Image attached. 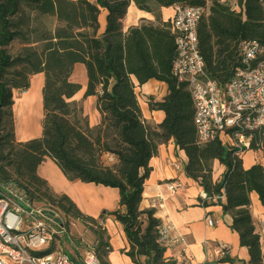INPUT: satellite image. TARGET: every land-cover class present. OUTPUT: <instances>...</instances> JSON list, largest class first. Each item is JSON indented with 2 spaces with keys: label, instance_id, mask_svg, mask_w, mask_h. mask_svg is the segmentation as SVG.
Segmentation results:
<instances>
[{
  "label": "trees",
  "instance_id": "16d2710c",
  "mask_svg": "<svg viewBox=\"0 0 264 264\" xmlns=\"http://www.w3.org/2000/svg\"><path fill=\"white\" fill-rule=\"evenodd\" d=\"M132 2L152 13L156 22L124 31L123 19ZM237 3L238 10L228 0H0V185L20 186L35 206L61 213L67 229L75 221L90 224L101 264H109L105 257L111 245L101 222L108 216L123 225L130 243L125 253L135 264H176L173 257H166L167 248L158 240L161 221L155 210L140 208L152 171L150 162L160 145L174 140L187 155L186 175L208 196L204 203L217 197L215 204L232 216L231 227L249 251V263L264 264L250 210L252 192L264 206V165L245 169L235 149L220 137L199 143L191 94L187 84L179 83L172 73L176 36L171 21H164L154 10V6L161 10L176 4L208 6L198 25L200 52L207 74L225 85L239 64L242 42L264 43V0ZM101 8L108 15L106 29L99 34ZM40 15L54 16L55 29L37 27ZM15 41L24 46L12 54L10 46ZM77 63L86 68L84 98L97 96L101 121L95 127L83 103L72 100L82 88L70 79ZM38 73L45 75L42 135L18 142L15 92L28 90L31 77ZM133 78L140 86L150 79L167 84L162 100L149 97L148 101L151 111L164 112L160 124L145 120ZM252 148L264 149L263 132L255 135ZM106 155L114 162L107 163ZM46 158L54 160L70 181L119 189L120 208L102 212L98 220L82 212L70 196L56 193L39 175L38 167ZM215 160L226 166L221 180L213 177Z\"/></svg>",
  "mask_w": 264,
  "mask_h": 264
},
{
  "label": "crops",
  "instance_id": "0c3cea01",
  "mask_svg": "<svg viewBox=\"0 0 264 264\" xmlns=\"http://www.w3.org/2000/svg\"><path fill=\"white\" fill-rule=\"evenodd\" d=\"M90 1L96 2V0ZM174 12V6L162 7L160 10L164 21H171ZM107 15L108 11L101 8L99 34H102L106 29ZM49 18L52 21V27L49 29L54 30L57 20L54 16L50 15L38 16L36 23L41 25L40 27L37 26L40 29H45L46 27L43 26V22L45 23ZM146 21L156 22L152 13L140 10L132 2L123 19V29L124 31H128L131 27L138 26ZM70 79L82 85L81 90L72 100L84 104L85 112L89 116L90 125L92 127L97 126L101 121V116L97 109V96L84 98L88 81L85 65L77 63ZM133 79L136 84L138 98L140 99L139 96H141L143 100V102L140 101V104L145 120L151 124H160L165 117L164 112L160 110L151 111L146 101L148 97L162 100L168 93L167 84L156 79H150L140 86L137 80ZM44 82V73L35 74L31 77L30 88L26 92H15L13 113L15 137L18 142H26L42 135ZM252 154L246 155L249 158L247 162L244 160L245 157L242 158L245 169L255 164L264 165L263 152L258 155ZM108 160L106 162L110 163ZM187 161L188 158L185 151L181 150L174 140L160 145L157 156L152 158L150 162L152 171L146 181L140 204L142 210L154 209L155 217L161 223L171 222L175 227L174 234L182 236L186 241V245H176L167 249L166 257H173L177 261L184 258L185 255L190 256V264H202L207 261L214 262V264H250L248 249L241 245L239 234L231 227L233 222L232 216L224 213L220 204H215L217 198L207 200L208 204L204 203V199L201 197L202 193H205L204 188L197 181L186 175L185 166ZM175 163L181 165L179 170L176 169ZM213 169L214 179L221 180L226 171V166L221 164L219 160H215ZM38 173L48 181L50 187L56 193L67 194L74 200L82 212L97 220L100 218L102 212L114 211L120 208L119 189L80 180L70 181L51 158H46L40 164ZM172 181H179L183 185L175 195L170 193L167 186V183ZM250 198V210L256 230L259 231L260 222L264 221V206L257 193L252 192ZM222 200H225L224 197ZM208 218L214 219L217 223L211 226L208 223ZM101 222L111 245V250L105 257V260L109 264H135L125 253L130 248V243L123 225L113 216H108ZM145 222L147 223L146 217ZM69 241L73 244L70 236ZM219 242H225L230 247V254L225 260L216 259L214 254V248ZM262 250L264 255V246H262ZM81 255L79 253V258L82 262L83 258Z\"/></svg>",
  "mask_w": 264,
  "mask_h": 264
},
{
  "label": "built area",
  "instance_id": "2783aa9c",
  "mask_svg": "<svg viewBox=\"0 0 264 264\" xmlns=\"http://www.w3.org/2000/svg\"><path fill=\"white\" fill-rule=\"evenodd\" d=\"M174 10L171 30L176 36V55L172 73L179 83L187 84L191 94L199 143L220 137L238 156L253 150L255 135L264 133V43L242 42L234 75L225 85H220L207 74L199 47L198 25L208 6L176 4ZM175 167L179 170L181 165L175 163ZM167 186L175 195L183 185L172 181ZM201 197L208 198L204 192ZM60 214L45 206H35L26 191L14 183L0 185V264H77L61 248L67 228L65 218L62 223L58 221ZM208 223L213 226L217 221L208 218ZM259 227L261 246H264V221ZM174 229L171 222L158 226V240L167 249L186 245L182 236L174 234ZM49 243H52L49 250L37 251ZM214 254L218 260L227 258L229 245L217 243ZM190 263L191 257L186 255L176 261V264ZM83 264L101 263L93 250L87 253Z\"/></svg>",
  "mask_w": 264,
  "mask_h": 264
},
{
  "label": "rangeland",
  "instance_id": "374dc122",
  "mask_svg": "<svg viewBox=\"0 0 264 264\" xmlns=\"http://www.w3.org/2000/svg\"><path fill=\"white\" fill-rule=\"evenodd\" d=\"M229 4L234 8V9H239L237 0H228ZM154 10L157 13H160V10L158 8V6H154ZM146 22H150V21H146ZM35 25L37 26L38 24L35 22ZM41 24H39L38 26L40 27ZM37 26V27H38ZM43 26H45V29H49L50 27H52V21L50 20H46V22H43ZM24 46V44H22L19 41H15L11 46H10V51L12 54H16L17 52H19V50ZM138 95V94H137ZM139 102H143L141 96H139ZM149 101V97L147 99V103ZM82 103V102H80ZM84 105V104H83ZM141 105V104H140ZM89 118V116H88ZM90 123V121H89ZM225 145L229 146V143L226 142ZM263 152L264 155V149L263 150H249L246 151L244 153H242L240 155L241 158H244V160H246V162L248 161V157H246V155L253 153L252 155H258L259 153ZM104 159L107 161V159H109L108 161L111 163L113 162L111 157L106 155L104 157ZM58 221H60L61 223L64 221V217L62 214H60L58 216ZM67 221V220H66ZM103 227V225H102ZM93 228V227H92ZM67 231L69 232L68 236H70L71 241H73V244L68 240V238H65L66 236H64L61 239L62 245L61 248L62 250H64L65 253H67L72 259H74L78 264H82L81 263V259L79 258V253H81V257L84 258L86 257L87 253L91 252L94 250V242H95V234L93 232V230L91 229L90 224H86V223H82L80 221H75L74 225L71 224L70 228L67 229ZM52 243H49L41 248H39L37 251L42 252V251H47L51 248ZM82 260V261H83Z\"/></svg>",
  "mask_w": 264,
  "mask_h": 264
}]
</instances>
